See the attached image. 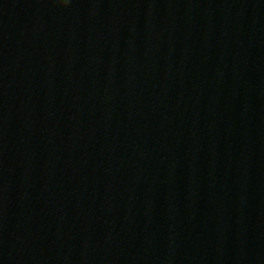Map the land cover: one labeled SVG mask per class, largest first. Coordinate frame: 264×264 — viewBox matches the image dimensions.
Returning a JSON list of instances; mask_svg holds the SVG:
<instances>
[{
  "label": "water",
  "instance_id": "95a60500",
  "mask_svg": "<svg viewBox=\"0 0 264 264\" xmlns=\"http://www.w3.org/2000/svg\"><path fill=\"white\" fill-rule=\"evenodd\" d=\"M0 264H264V0H0Z\"/></svg>",
  "mask_w": 264,
  "mask_h": 264
}]
</instances>
